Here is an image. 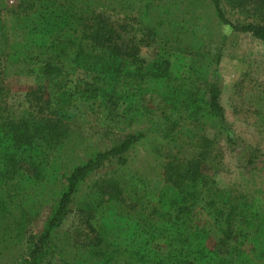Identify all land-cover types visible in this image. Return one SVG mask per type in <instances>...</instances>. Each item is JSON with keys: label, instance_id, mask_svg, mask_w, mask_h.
Returning <instances> with one entry per match:
<instances>
[{"label": "trees", "instance_id": "obj_1", "mask_svg": "<svg viewBox=\"0 0 264 264\" xmlns=\"http://www.w3.org/2000/svg\"><path fill=\"white\" fill-rule=\"evenodd\" d=\"M195 1L210 8L218 25L247 32L264 43V0H225L232 7L250 11L261 22L231 21L220 0ZM79 5L52 7L48 0H30L16 19L17 31L7 34L0 27L7 58L35 63L45 77L43 85L25 93L27 106L22 108L7 105L6 91L0 88V204L7 203L13 180L19 188L27 183L43 187L49 180L60 184L37 234L29 238L26 264H39L51 231L70 211L80 182L94 170L109 162L124 166L130 146L146 133L169 136L180 119L194 123L207 114L217 122L224 121L217 64L226 34L220 31L209 60L202 64L196 57L210 26L185 18L183 12L176 20L158 17L135 37L136 28L129 22L115 25L89 4ZM154 8H161L158 0H146L143 12ZM182 33L190 34L188 43L181 40ZM141 44L153 49L148 59L138 55ZM77 70L89 71L94 77L71 79ZM81 98H101L96 124L122 135L69 168L55 169L53 155L67 134L64 118ZM123 105H127L124 110ZM125 112L144 114L146 125L124 132L121 121ZM225 142L243 167L253 169L260 163L259 149L244 144L229 128ZM201 146L189 159L165 160L164 185L156 193L146 189L142 177L124 174L129 182L125 197L132 202L128 206L133 207L144 195L152 202L145 214L120 217L125 199L121 180L110 178L97 187L99 195L83 203V222L93 234L85 245L101 243L111 229L125 227V232H119L125 244L122 249H128L131 261L137 264H263L264 186L250 190L218 187L206 172L211 167L210 143L201 137ZM110 245L95 250L100 255L96 264H108L119 254L116 242Z\"/></svg>", "mask_w": 264, "mask_h": 264}, {"label": "rangeland", "instance_id": "obj_2", "mask_svg": "<svg viewBox=\"0 0 264 264\" xmlns=\"http://www.w3.org/2000/svg\"><path fill=\"white\" fill-rule=\"evenodd\" d=\"M37 1L34 0L35 3ZM145 1L48 0V3L52 7L72 5V8L79 7L81 3H87L96 11L103 12L115 25L116 22H129L133 28H136L133 31L135 37L140 36L146 26L152 25L158 17L176 20L185 13V18L191 17L194 21L198 20L201 25L210 26L203 41V48L199 51L200 55L196 57L202 61V64L209 60L220 31L226 34V42L217 64L220 84L219 102L223 108L224 121L217 122L209 118L207 114L200 116L194 123L186 118L180 119L169 136L162 137L159 134L146 133L130 146L125 152L127 162L124 166L120 167L109 162L94 170L80 182L73 195L70 211L61 224L51 231L48 242L43 246L44 254L39 259V264H76L78 262L96 264L100 260V255L95 250L103 251L104 247H111L110 244L113 245L115 242L121 250L108 264H137L133 262L134 260L131 261L129 250L122 249L125 244L119 232H125V227L111 229L106 237H102L101 243L85 245L87 240H91L93 234L83 222L85 211L83 203L87 200L91 201V196H98L97 187L103 186L110 178L119 180V183L121 180V195L125 197L129 186L128 180L124 178L125 173L142 177L145 180L146 189L152 193L158 192L164 185L162 165L165 160L172 157L185 160L194 156L202 148L201 137L210 143L211 167L206 172L214 179L218 187L250 190L253 187L264 186V43L247 32H235L229 27L218 25L210 8L205 9L195 0H183V2L178 0L179 3H173L174 0H158L161 8H154L144 13ZM29 2L30 0H0L2 31L8 34L18 30L16 19ZM172 4H178V7ZM220 4L224 14L231 21L261 22L258 16L246 9L232 7L225 0H220ZM163 7L167 8L163 10ZM1 33L0 88L6 91L7 105L13 108L26 107L25 93L29 89L43 85L45 77L35 63L10 61L3 49L4 34ZM180 38L184 43H188L191 36L188 33H182ZM152 50L151 47L141 44L138 55L148 59L152 56ZM93 77L94 74L89 71L77 70L71 79L91 80ZM147 97L145 96V99ZM100 99L81 98L77 106L66 113L64 122L67 134L59 150L53 155L55 169L69 168L93 150L108 146L111 141L122 135L116 130H105L96 124L95 116L100 109ZM126 106L123 105L121 108L124 110ZM145 118L144 114L137 116L132 112H125L121 126L124 132H135L146 125ZM227 128L241 138L244 144L259 149L262 156L257 167L251 169L248 166H242L243 161L239 160L235 151L230 150L226 145ZM54 177L57 179L58 171H55ZM11 185L13 190H8V195L5 197L7 203L0 204V264H26L29 238L37 234L45 209L56 199L60 184L57 180H49L42 184L43 187L27 183L19 188L17 180H13ZM4 195L3 192L2 200ZM131 203L125 197L121 205L123 209L120 217L126 219L145 214L152 204L149 197L145 195L139 202H135L133 207L128 206ZM35 212L37 213L34 214ZM212 236L215 238L217 233H212Z\"/></svg>", "mask_w": 264, "mask_h": 264}]
</instances>
